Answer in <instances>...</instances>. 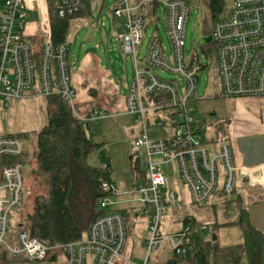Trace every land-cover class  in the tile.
Listing matches in <instances>:
<instances>
[{"label": "built area", "instance_id": "built-area-1", "mask_svg": "<svg viewBox=\"0 0 264 264\" xmlns=\"http://www.w3.org/2000/svg\"><path fill=\"white\" fill-rule=\"evenodd\" d=\"M93 0H55V12L62 17L73 16L87 8ZM157 1L167 10V28L172 43L171 59L159 36L153 37L146 58L140 62L137 49L142 44L146 18L134 10ZM115 18L123 19L124 29L115 36L121 50L134 57L136 74L126 93V113L140 123V133L134 146L146 150L144 163L146 179L133 187L138 193L141 209L147 216L149 237L147 256L143 264H150L152 252L163 243L172 251L184 254L189 243L185 226L173 232L163 231L167 212L179 205L175 190L167 189L165 164L176 162L180 179L187 185L193 202L205 205L216 195L231 196L237 189L238 170L250 176L251 184H264V166L237 167L232 150L224 142L220 151L211 152L205 143L208 121L195 106L198 73L204 65L197 48L190 58L184 47L185 30L190 6L185 0H139L133 6L130 0H115L108 9ZM35 13L46 38L40 64L34 62L31 44L24 36L29 17ZM212 42L217 46L218 75L224 96L234 99H264V0H233L226 13L217 19L212 30ZM68 41L54 43L48 0H4L0 2V100L24 97L61 96L68 102L83 128L93 130L102 119L120 115L104 108L94 107L82 113L77 106V91L73 85ZM171 60L173 64H171ZM179 73L182 80L163 79L152 68ZM172 125L169 137L151 139L150 130ZM24 152L22 141L12 134H0V259L24 256L32 260L44 259L51 250L62 251L65 264H135L126 252L128 225L123 212L112 210L93 223L86 236L66 244L51 246L26 231L19 233V243L6 239L9 234L11 210L23 203V162L17 161ZM225 175L220 181L219 161ZM100 165L107 169L106 162ZM260 175L252 177L254 170ZM263 173V174H262ZM101 207H111L109 198Z\"/></svg>", "mask_w": 264, "mask_h": 264}, {"label": "rangeland", "instance_id": "rangeland-1", "mask_svg": "<svg viewBox=\"0 0 264 264\" xmlns=\"http://www.w3.org/2000/svg\"><path fill=\"white\" fill-rule=\"evenodd\" d=\"M114 1L103 0V9L101 10V2L94 0L92 14L71 19L66 39L70 44L71 74L78 95L77 106L79 109L84 111L87 107L96 105L109 111L123 112L120 115L102 119L95 125V131L89 132V134L96 142L103 143L105 161L112 169L113 177L119 187L117 193L109 198L111 207L121 209L132 205L136 206L139 212L141 211L139 216L128 218L129 236L126 252L132 257L135 264H143L147 256L145 243L150 235L147 227V216L142 211L138 200L131 203L119 202L121 200L132 201V198L139 197L138 193L133 191V184L136 182L137 166L144 167L147 156L144 148L134 146V141L140 133V123L133 115L126 113V93L135 78L136 67L133 55L122 51L118 45L115 34L122 19H116L108 11ZM130 1L133 6L139 4V0ZM225 2L227 6H230L233 0H225ZM144 8L140 7L133 12L139 14ZM156 16L152 21L147 18L144 24L142 44L137 49L140 62L146 58L153 37L157 36H159L161 44L166 47V55L171 59L172 43L167 28V10L163 4H160ZM211 23L212 20L208 16L207 9L198 1H192L185 30V53L190 58L193 49L197 48L200 61L204 65L198 73V100L195 102V106L199 109L200 115L209 119L208 136L210 139L216 138L218 142L216 151L219 152L221 141L226 139L232 143L235 141L233 132L238 135L239 132L250 128L239 126L240 122L237 116L239 109L237 110V108L244 99L229 98L222 93L221 80L218 75L217 46L214 43L206 45L205 41V32L210 30ZM89 28L92 30L90 31ZM24 36L32 46L34 62L38 67L46 36L40 28L35 13L29 17ZM171 64H173L172 60ZM152 71L163 79L179 78L182 80V76L174 71H163L157 67H153ZM46 104V97L39 96L11 99L7 104L0 100V134H12L18 137L26 152L23 161L24 200L23 203L11 210V226L9 234L6 236V239L12 243H19V233L23 230L20 224L25 223L27 216L34 211L36 196L47 194L45 177L39 173L36 161L37 135L48 121ZM153 129L150 130V136L151 139L156 140L162 136L163 129ZM243 143L249 148L248 150L239 148L241 152L245 150L247 152H261L258 145L261 142L246 139ZM101 159L102 154L99 150L89 156V162L92 164H99ZM219 168L218 188L221 189L225 175L221 160L219 161ZM163 169L167 177V189L175 190L180 200L179 205L170 209L166 214L163 222L165 233L180 227V224L175 222L176 215L182 218L186 215H192L205 224L206 233L212 237L214 234L217 235L221 245L242 241V233L238 225H222L235 218L233 214L224 213L220 201H209L205 205L193 202L187 185L180 179L176 162L165 164ZM238 190L240 189H235V192ZM247 207L256 217L263 218V202L256 205L247 201ZM59 254L61 255V253ZM171 256L170 246L163 243L152 252L150 264H163ZM247 263L245 256L240 264ZM0 264H38V261L24 256H8L7 259L0 260Z\"/></svg>", "mask_w": 264, "mask_h": 264}, {"label": "trees", "instance_id": "trees-1", "mask_svg": "<svg viewBox=\"0 0 264 264\" xmlns=\"http://www.w3.org/2000/svg\"><path fill=\"white\" fill-rule=\"evenodd\" d=\"M185 1L189 6L192 1H198L207 9L212 27L205 32V37L212 34L215 22L228 9L225 0ZM54 3L55 0H48L52 39L59 43L67 41L71 19L91 14L92 2H88L85 10L66 17L55 12ZM146 5L150 6L153 20L157 17L160 3L154 1ZM46 101L48 121L37 135L36 161L39 173L45 177L47 194L36 196L34 211L20 227L30 237H38L54 246L84 238L97 218L114 210L111 207L103 209L101 201L115 195L119 187L112 169L89 162V156L97 150L101 152L102 160H106L103 143L96 142L83 128L61 96H49ZM25 153L24 150L16 160L23 162ZM137 168L136 177L145 180L146 171L141 165ZM234 195L220 202L224 213L233 214L235 218L222 225H238L242 241L221 245L218 238L213 240L212 235L204 231L205 224L201 220L186 215L181 220V229L190 226L186 251L184 254L173 251L163 264H240L245 256L247 264H264V232L254 224L243 197L235 191ZM59 253L57 250L49 251L44 259L38 260V264H64L62 253ZM7 257L3 255L0 260Z\"/></svg>", "mask_w": 264, "mask_h": 264}, {"label": "crops", "instance_id": "crops-1", "mask_svg": "<svg viewBox=\"0 0 264 264\" xmlns=\"http://www.w3.org/2000/svg\"><path fill=\"white\" fill-rule=\"evenodd\" d=\"M99 1L101 2L100 3L101 4L100 5V9L102 10L103 9V7H102L103 0H99ZM0 2H2V0H0ZM91 2H92L91 14H92V11L94 9V5H93L94 4V0L91 1ZM144 7L145 8L143 9V11L141 13H139V14L144 15L146 19L149 18L152 21L151 16H150L151 15L150 6L149 5H145ZM156 14H157V12H156ZM123 29H124V25H123V19H122L121 22H120V26L118 27V30L116 32L121 31ZM197 100H198V97H197ZM94 107L104 108V107H101V106L91 105V106L87 107L86 109H84V111H81V110L80 111L82 113H87L88 111H90ZM237 110H238V114H237L238 121L240 122L239 126L241 128H250V129H247L245 131L239 132L240 134H238V135H235V132H233L235 141H233L232 143H229V141H227L225 139V140L221 141L220 144L222 145L224 142H226V143H228L230 145L231 150H232L233 163H234L235 166H237V167H245V168H254V169H256L257 167H260L262 165L264 166V154H263L264 99L263 98H247V99H244V100H242L241 103L238 104ZM199 113H200V111H199ZM213 114H214V112H213ZM202 117H205V116H202ZM205 118L207 119V117H205ZM207 121H208V128H207V131H206V134H205V143L208 146H210L211 152L216 153L217 152L216 148H218L217 147V143L218 142L216 141V138H211V139L209 138L208 130L210 128V121H209V119H207ZM160 128L163 129V133L161 134L162 136H160V137H169L172 134V131H173L172 130L173 129L172 125H166V126H163V127H160ZM92 131H95V126H94L93 130L87 131V132L89 133V132H92ZM246 139L247 140L251 139V140H254V141L261 142V144H258L259 148H261V152H249V151L247 152L246 150H248L249 147L245 146L244 143H243L244 140H246ZM221 145H220V147H221ZM220 147H219V150H220ZM239 148H241V149L242 148H246V150L244 152H241L239 150ZM101 162H106V161H103L101 159L99 164ZM143 169H144V167H143ZM238 173H239V175L237 176V185H238L237 189H240V190H238L237 193L240 194L243 197V199L245 201V204L247 205V201L249 203H253V204H256V205L260 204L261 202H263V218L259 217V216L256 217L252 213V211L250 209L249 210L251 212V217H252V220H253L254 224L257 227H259L260 229H262L263 232H264V184L259 182V183H256L255 185H253V184H251V182L249 180L250 176L243 175L240 170H238ZM258 175H260V169L259 170H254L253 174H252V177L258 176ZM135 180H136V182L133 184V187H134V185L136 183H138V181L141 180V178L140 177H135ZM233 196H235L234 193L231 196H229V197H233ZM214 197L215 198H213L212 202L213 201H220V202L222 201L221 195H216ZM216 198L217 199L219 198L220 200H217ZM135 201L136 200H132V201H129V200H124L123 201V200H121L119 202H121V203L130 202L131 203V202H135ZM112 209H114L116 211L123 212L124 214H126L127 215L126 216L127 221H128L129 217H132V218L137 217V216H139V214L141 212V211L139 212L137 210L136 206H132V205H129V206L121 208V209L120 208L119 209L112 208ZM181 220H182V217L179 216V215H176L175 222L179 223L180 227L175 229L174 231H177V230L181 229V227L183 225ZM204 231H205V229H204ZM128 236H129V230H128ZM171 251H172V249H171ZM60 252L62 253L61 259L64 261V264H65L66 260H65L64 254H63L62 251H60ZM172 253H173V251H172Z\"/></svg>", "mask_w": 264, "mask_h": 264}, {"label": "water", "instance_id": "water-1", "mask_svg": "<svg viewBox=\"0 0 264 264\" xmlns=\"http://www.w3.org/2000/svg\"><path fill=\"white\" fill-rule=\"evenodd\" d=\"M89 30L91 31L92 28H89ZM205 41H206V43H211V42H212V36L209 35V36L205 37ZM22 225H23V224L21 223L20 226H22ZM216 239H217V235L214 234V235H213V240H216Z\"/></svg>", "mask_w": 264, "mask_h": 264}]
</instances>
